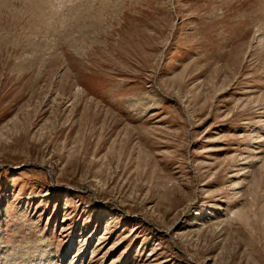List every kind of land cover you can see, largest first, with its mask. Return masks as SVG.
<instances>
[{
	"label": "rangeland",
	"instance_id": "1",
	"mask_svg": "<svg viewBox=\"0 0 264 264\" xmlns=\"http://www.w3.org/2000/svg\"><path fill=\"white\" fill-rule=\"evenodd\" d=\"M261 136L264 0H0V264H264Z\"/></svg>",
	"mask_w": 264,
	"mask_h": 264
},
{
	"label": "bare ground",
	"instance_id": "2",
	"mask_svg": "<svg viewBox=\"0 0 264 264\" xmlns=\"http://www.w3.org/2000/svg\"><path fill=\"white\" fill-rule=\"evenodd\" d=\"M257 140H258V141H256V143H262V142L264 141L262 136L259 137V138H257ZM262 140H263V141H262ZM245 174H246L245 171H243V172H241V174H240L239 176H245ZM233 177H234V176H233ZM240 186H241V183H240V184H238V183L236 184V183H235V184L233 185V190H234V189H238V188H240ZM236 194H240V192H238V193H236Z\"/></svg>",
	"mask_w": 264,
	"mask_h": 264
}]
</instances>
